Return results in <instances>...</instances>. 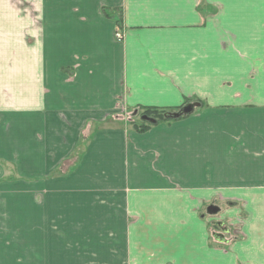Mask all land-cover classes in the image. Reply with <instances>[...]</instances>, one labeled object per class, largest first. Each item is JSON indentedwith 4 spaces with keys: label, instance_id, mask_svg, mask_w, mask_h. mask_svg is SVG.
<instances>
[{
    "label": "crops",
    "instance_id": "1",
    "mask_svg": "<svg viewBox=\"0 0 264 264\" xmlns=\"http://www.w3.org/2000/svg\"><path fill=\"white\" fill-rule=\"evenodd\" d=\"M0 264H264V0H0Z\"/></svg>",
    "mask_w": 264,
    "mask_h": 264
},
{
    "label": "rangeland",
    "instance_id": "2",
    "mask_svg": "<svg viewBox=\"0 0 264 264\" xmlns=\"http://www.w3.org/2000/svg\"><path fill=\"white\" fill-rule=\"evenodd\" d=\"M140 112H142V110H139L138 111V115L140 114ZM135 119H136V122H141V119L140 118H135ZM213 200H215L216 203H219L220 204L219 209L221 208L222 210L220 211V213H217V214H213V215L206 214V217L208 219H207V221H205V223H206V230H207V234L209 236L210 243H214L212 241V234L211 233H213V231H215V230L216 231L217 230L220 231V228L218 229V226H217V224L215 222L218 221V220H220V219H223V222H224L225 225H227L229 223V217L226 216V213H227L226 212V208L228 207L226 205V203L220 202L219 200H217L215 198ZM170 244L171 245H177V244H179V240L178 239L173 240Z\"/></svg>",
    "mask_w": 264,
    "mask_h": 264
},
{
    "label": "water",
    "instance_id": "3",
    "mask_svg": "<svg viewBox=\"0 0 264 264\" xmlns=\"http://www.w3.org/2000/svg\"><path fill=\"white\" fill-rule=\"evenodd\" d=\"M198 105H199V103H197V102L186 104V105L182 106L178 111L164 113L163 117L165 119H177L181 116L189 115L194 111V108L197 107ZM135 114H136V112H134V115ZM141 119L147 121L150 124H154L156 122L155 119L150 118L146 115H142ZM217 212H218V208L216 206H210L207 209L208 214H215ZM214 237L217 239H220L221 241L224 240L223 236L221 234H218L217 237L214 235Z\"/></svg>",
    "mask_w": 264,
    "mask_h": 264
},
{
    "label": "trees",
    "instance_id": "4",
    "mask_svg": "<svg viewBox=\"0 0 264 264\" xmlns=\"http://www.w3.org/2000/svg\"><path fill=\"white\" fill-rule=\"evenodd\" d=\"M166 111L164 109H160V108H156V107H146V108H142V112H140V115H146L150 118H153L156 120V122L159 121H170L168 119L163 118V114ZM140 126H137V128L140 130V132H143L145 129H147L150 124L147 122H140L139 124Z\"/></svg>",
    "mask_w": 264,
    "mask_h": 264
},
{
    "label": "built area",
    "instance_id": "5",
    "mask_svg": "<svg viewBox=\"0 0 264 264\" xmlns=\"http://www.w3.org/2000/svg\"><path fill=\"white\" fill-rule=\"evenodd\" d=\"M116 38H121V34L116 33Z\"/></svg>",
    "mask_w": 264,
    "mask_h": 264
},
{
    "label": "flooded vegetation",
    "instance_id": "6",
    "mask_svg": "<svg viewBox=\"0 0 264 264\" xmlns=\"http://www.w3.org/2000/svg\"><path fill=\"white\" fill-rule=\"evenodd\" d=\"M221 228V230H226V227H220ZM219 234H222V233H219ZM217 237V236H216Z\"/></svg>",
    "mask_w": 264,
    "mask_h": 264
}]
</instances>
